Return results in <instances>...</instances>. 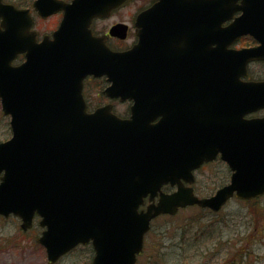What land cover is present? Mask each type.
I'll return each mask as SVG.
<instances>
[{
  "label": "water",
  "instance_id": "95a60500",
  "mask_svg": "<svg viewBox=\"0 0 264 264\" xmlns=\"http://www.w3.org/2000/svg\"><path fill=\"white\" fill-rule=\"evenodd\" d=\"M102 1L65 5L53 38L37 42L26 11L0 0V103L11 129L0 141V214L18 216L23 230L37 214L44 226L37 241L49 263L91 239V264H134L156 215L190 204L218 210L231 196L264 193V117H244L264 103V83H244L222 71L216 52L202 44L197 106L189 102L199 111L200 130L197 122L190 147H166L163 124H148L145 38L113 52L87 29L92 16L102 13ZM165 1L149 9L159 11L157 23L168 13L161 10ZM18 53L24 60L12 64ZM89 73L108 75L109 96L134 98L129 119L107 108L86 112L82 81ZM218 152L232 171L230 181L200 198L180 179L191 182V170ZM168 182L177 183V190L163 193ZM158 191V201L138 211L142 198Z\"/></svg>",
  "mask_w": 264,
  "mask_h": 264
},
{
  "label": "flooded vegetation",
  "instance_id": "af4514ba",
  "mask_svg": "<svg viewBox=\"0 0 264 264\" xmlns=\"http://www.w3.org/2000/svg\"><path fill=\"white\" fill-rule=\"evenodd\" d=\"M73 1L2 0L26 11L31 19L30 30L35 33L37 41L44 37L53 38V33L66 17L65 5ZM158 1L123 0L115 3L106 0L104 5L108 8L102 1V13L92 16L87 29L94 40L112 51L133 48L141 37L145 38L146 90L150 93L148 124L153 126L160 121L164 126L161 136L163 140L165 138L166 147L184 149L190 147L192 135L195 138L197 122L200 130L199 111L191 108L189 102L197 106L194 90L200 75L202 44L216 52L215 65L220 66L222 71L224 67L225 72L235 73L244 83H264V0H166L161 10L168 13L162 17L161 23H157L159 11L149 12ZM123 10H126L125 15H122ZM146 11L147 15L142 17ZM75 17L71 15L70 18ZM18 57L23 58V55ZM109 84L105 74H88L83 78L86 112L107 108L118 118L129 119L135 106L134 98L110 97L106 91ZM263 88L261 91H264ZM245 117H264V103ZM217 161L225 164L216 154L213 159L205 160L193 169L194 183L198 170ZM180 181L184 182L183 179ZM176 188L177 183L168 182L162 186L165 192ZM149 203L151 198L147 194L140 205L143 208ZM78 246L89 247L88 259L82 264H90L94 257L91 242L77 245L70 252Z\"/></svg>",
  "mask_w": 264,
  "mask_h": 264
},
{
  "label": "rangeland",
  "instance_id": "374dc122",
  "mask_svg": "<svg viewBox=\"0 0 264 264\" xmlns=\"http://www.w3.org/2000/svg\"><path fill=\"white\" fill-rule=\"evenodd\" d=\"M10 134L9 116L0 104V141ZM228 178L225 164H209L196 172L194 191L208 196ZM19 223L0 216V264H47L45 249L36 242L41 231L36 220L26 231ZM88 254L89 247L78 246L54 264H82ZM137 264H264V195L232 198L218 211L193 205L156 217Z\"/></svg>",
  "mask_w": 264,
  "mask_h": 264
},
{
  "label": "trees",
  "instance_id": "16d2710c",
  "mask_svg": "<svg viewBox=\"0 0 264 264\" xmlns=\"http://www.w3.org/2000/svg\"><path fill=\"white\" fill-rule=\"evenodd\" d=\"M191 245V244H190Z\"/></svg>",
  "mask_w": 264,
  "mask_h": 264
}]
</instances>
